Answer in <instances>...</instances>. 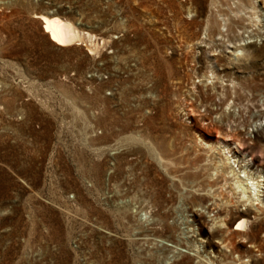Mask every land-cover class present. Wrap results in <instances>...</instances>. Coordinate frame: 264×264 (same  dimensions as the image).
Instances as JSON below:
<instances>
[{
	"label": "rangeland",
	"instance_id": "rangeland-1",
	"mask_svg": "<svg viewBox=\"0 0 264 264\" xmlns=\"http://www.w3.org/2000/svg\"><path fill=\"white\" fill-rule=\"evenodd\" d=\"M140 1L0 0V264H264V54L231 48L264 8L249 39L236 0ZM49 13L112 53L57 46Z\"/></svg>",
	"mask_w": 264,
	"mask_h": 264
},
{
	"label": "bare ground",
	"instance_id": "bare-ground-1",
	"mask_svg": "<svg viewBox=\"0 0 264 264\" xmlns=\"http://www.w3.org/2000/svg\"><path fill=\"white\" fill-rule=\"evenodd\" d=\"M136 1H138V0H136ZM259 3L264 8V0H260ZM138 4H139V2H138ZM259 6H256L255 3L252 1L251 2L250 1L245 2L244 0H236V8H235L236 12L234 11L233 16H230V17L227 16L226 20H231V23L233 25H239L240 29H242L245 33H247L248 30L251 29V35L249 36V39H253L254 37L258 36V32H256L252 26L248 27L244 23L243 20H251V21L252 20H259V17H260ZM243 12H244V15H242ZM249 12L251 14L249 16H247L249 14ZM41 18H42V20H40V21L42 23L44 33L47 34L49 40L51 42L55 43L57 46L64 47V46H67V45L72 44L74 42L82 40V38L79 36L78 32H76V29L74 28V26L71 23L63 22V21H61L55 17L41 16ZM229 31H230V29H229ZM231 48H234L235 51H239V50L243 51L245 53L244 59H247L248 61L251 59L253 60L257 57H260L262 54H264V42L262 43L261 46H258V45L253 43V44H247V45H243V46L239 45V46H235V47H231ZM226 136H227V138H225L224 140L233 141V143H234V141H236L241 146L243 141L241 139L240 134L233 132V134L226 135ZM262 140H264V135L262 136ZM207 148H210L211 150H213V148L210 146H208ZM255 160L257 161L256 158H255ZM260 165H261V167L264 168V160L263 159L260 160ZM228 167H229L228 169H231V171L228 172L227 171L228 169H226L225 173H223V171H222V172H220L221 176L219 175L223 179V181H225L224 183L227 184L228 183L227 179L232 178L233 184L237 187L232 188L233 185H231V189L233 191L240 189L239 192L241 194H243L244 197L246 196V194H248V197H246L247 201L250 200L251 201L250 203L252 205H257V204H255L256 202L252 203V202H254L253 201L254 199L252 200V198H251V192H248V190L250 188H248L247 183L244 184V182L241 180L242 176L237 175L234 172V170H232V167H230V166H228ZM215 169L217 170V168H215ZM229 175H232V176H229ZM251 180L254 181V179H251ZM257 184H258V182H257ZM257 184H254V182H253L252 186L258 187ZM235 193L237 194V192H235ZM233 195H234V193H233ZM237 197H238V194H237ZM239 197H241V196H239ZM244 197H242V198H244ZM242 198H238V200L235 202H232V200H231V203L229 202V204H231L232 210L230 208H228L229 210L227 211V215H229L233 211L234 215H232V219L236 220L235 225H236L237 229L238 230H248L250 228V218H249L250 209L247 208V209H241L240 210V207H241L240 203L244 202Z\"/></svg>",
	"mask_w": 264,
	"mask_h": 264
},
{
	"label": "built area",
	"instance_id": "built-area-1",
	"mask_svg": "<svg viewBox=\"0 0 264 264\" xmlns=\"http://www.w3.org/2000/svg\"><path fill=\"white\" fill-rule=\"evenodd\" d=\"M138 2H139V4L141 3L140 0H138V1L132 0V3L134 6H138ZM41 16L55 17V18H58L59 20H61L63 22H66L65 20H69L67 18L59 16L58 14H52V13H49L47 15H36L35 17L38 18L39 20H42ZM76 32H78L77 29H76ZM78 34L82 38V40L74 42L72 45L82 46L83 48H85V50L87 51V53L89 55L98 59L103 54L112 53V50L110 48L111 47L110 42L106 41L102 37L96 36V35H91L87 32H81V31L78 32Z\"/></svg>",
	"mask_w": 264,
	"mask_h": 264
}]
</instances>
